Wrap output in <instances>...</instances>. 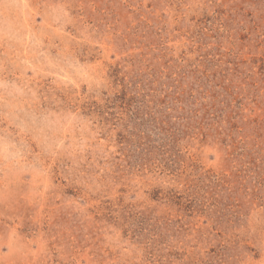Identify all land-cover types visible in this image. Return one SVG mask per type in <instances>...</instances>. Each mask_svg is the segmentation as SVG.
<instances>
[{"label": "rangeland", "instance_id": "obj_1", "mask_svg": "<svg viewBox=\"0 0 264 264\" xmlns=\"http://www.w3.org/2000/svg\"><path fill=\"white\" fill-rule=\"evenodd\" d=\"M0 264H264V0H0Z\"/></svg>", "mask_w": 264, "mask_h": 264}]
</instances>
